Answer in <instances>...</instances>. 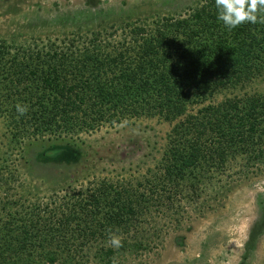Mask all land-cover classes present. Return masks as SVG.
<instances>
[{"label":"trees","instance_id":"trees-1","mask_svg":"<svg viewBox=\"0 0 264 264\" xmlns=\"http://www.w3.org/2000/svg\"><path fill=\"white\" fill-rule=\"evenodd\" d=\"M122 31L112 41L96 31L14 50L0 41V116L10 144L68 140L141 117L171 125L148 175L102 179L69 207L49 210L27 205L22 195L2 196L17 181L6 159L0 264L89 255L113 264L116 255L155 247L182 227L188 209L202 214L264 168V91L248 90L264 79V24L228 29L214 0H205L186 16L125 24ZM18 103L29 106L26 114L17 113ZM110 232L123 237L121 248L109 245ZM90 240L102 243L86 247Z\"/></svg>","mask_w":264,"mask_h":264},{"label":"rangeland","instance_id":"rangeland-1","mask_svg":"<svg viewBox=\"0 0 264 264\" xmlns=\"http://www.w3.org/2000/svg\"><path fill=\"white\" fill-rule=\"evenodd\" d=\"M204 1L0 0V41L14 50L37 40L67 36L83 40L96 31L112 41L124 34L125 24L186 16ZM248 90L263 92L264 79ZM5 119L0 116V164L7 159L17 170V181L2 196L22 195L28 198L27 205L36 203L49 210L86 198L102 179L129 181L148 175L171 127L157 117H141L103 124L68 140L25 138L10 144ZM218 198L200 215L188 209L190 217L182 227L170 231L155 247L116 255L113 264H264V168ZM98 243L102 241L90 240L86 247ZM53 264L98 262L89 255L79 260L61 257Z\"/></svg>","mask_w":264,"mask_h":264},{"label":"clouds","instance_id":"clouds-1","mask_svg":"<svg viewBox=\"0 0 264 264\" xmlns=\"http://www.w3.org/2000/svg\"><path fill=\"white\" fill-rule=\"evenodd\" d=\"M217 19L228 29H233L244 23L264 24V0H214ZM19 115L28 112L26 104H16ZM123 237L109 233V245L115 249L121 248Z\"/></svg>","mask_w":264,"mask_h":264}]
</instances>
